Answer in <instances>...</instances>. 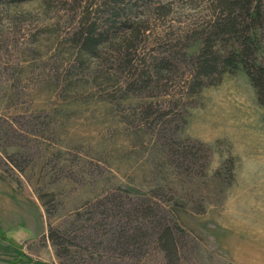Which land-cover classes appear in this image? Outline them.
I'll return each instance as SVG.
<instances>
[{
    "label": "rangeland",
    "instance_id": "374dc122",
    "mask_svg": "<svg viewBox=\"0 0 264 264\" xmlns=\"http://www.w3.org/2000/svg\"><path fill=\"white\" fill-rule=\"evenodd\" d=\"M103 1L0 0V264H264V105L242 65L188 90L217 0H139L137 37L92 53L78 33ZM160 56L174 65L132 84L125 59Z\"/></svg>",
    "mask_w": 264,
    "mask_h": 264
},
{
    "label": "trees",
    "instance_id": "16d2710c",
    "mask_svg": "<svg viewBox=\"0 0 264 264\" xmlns=\"http://www.w3.org/2000/svg\"><path fill=\"white\" fill-rule=\"evenodd\" d=\"M2 1L7 5L24 0ZM217 2L221 8L219 14L213 20L211 29L198 36V40L202 39L201 47L197 53L190 56L194 74L188 81V90L191 93H199L202 87L218 84L224 73L233 72L242 65L257 89L259 101L264 105V60L257 54L259 49L257 42L264 28V0H217ZM138 4L139 0H104L102 5L104 14L98 20L84 18V25L78 33L80 43L86 50L95 53L101 43L110 39L111 33L117 34L122 27L130 28L132 38L137 37L138 26L133 27L134 22H130L128 17L130 11ZM127 40L123 41H127L129 47L131 40ZM130 55L131 52L127 56ZM171 65L174 64L169 56L156 57V61L152 62L149 68L140 72L130 57H127L123 64L131 72L132 84L145 87L154 81L155 74L160 78L161 72L169 69ZM192 149L193 147L185 146L183 152L195 155ZM148 201L150 200L137 203L134 211L130 210L128 214L133 216L135 215L133 212L153 214V208L146 204ZM144 235L145 232L138 227L134 228L133 233L122 234L126 243L136 242ZM159 240L166 252L170 256H175L177 243L170 225H165L161 229Z\"/></svg>",
    "mask_w": 264,
    "mask_h": 264
}]
</instances>
